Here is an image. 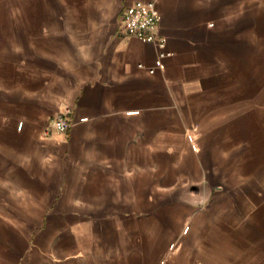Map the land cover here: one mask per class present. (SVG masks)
Instances as JSON below:
<instances>
[{
	"label": "crops",
	"instance_id": "0c3cea01",
	"mask_svg": "<svg viewBox=\"0 0 264 264\" xmlns=\"http://www.w3.org/2000/svg\"><path fill=\"white\" fill-rule=\"evenodd\" d=\"M0 70V264H264V0H0Z\"/></svg>",
	"mask_w": 264,
	"mask_h": 264
},
{
	"label": "built area",
	"instance_id": "2783aa9c",
	"mask_svg": "<svg viewBox=\"0 0 264 264\" xmlns=\"http://www.w3.org/2000/svg\"><path fill=\"white\" fill-rule=\"evenodd\" d=\"M123 23L128 35L135 37L145 43L154 44L163 49L166 41L160 36L161 16L151 6L137 2L129 6L123 14ZM67 114H61L49 121L45 132L51 128L62 133L70 128Z\"/></svg>",
	"mask_w": 264,
	"mask_h": 264
},
{
	"label": "rangeland",
	"instance_id": "374dc122",
	"mask_svg": "<svg viewBox=\"0 0 264 264\" xmlns=\"http://www.w3.org/2000/svg\"><path fill=\"white\" fill-rule=\"evenodd\" d=\"M8 73H10V71H7V70H5V71H1L0 70V75H5V74H8ZM18 88H12V87H2L1 89H0V98H2V97H4V98H10V96L11 95H13V94H15V95H17L19 92H18V90H17ZM4 98H3V100H4ZM3 106V109H5V104H4V102H0V109H1V107ZM59 116V115H58ZM46 125H48V123H46L45 124V126ZM182 153V152H181ZM202 153L204 154V155H202ZM201 153V156H199L200 158H203V159H206V153L205 152H202ZM198 157V155H197V153L195 152V155L194 156H192V155H188L187 156V158H189L190 159V161H193L194 162V160H195V163L193 164V165H191V166H189V167H179V168H177L178 170H179V173H180V175L181 174H189V175H197V171L198 170H200V169H202V168H200L199 166H197L196 164H197V159L199 158ZM203 169H205V168H203ZM167 171H170V168H165L164 167V174H166V172Z\"/></svg>",
	"mask_w": 264,
	"mask_h": 264
}]
</instances>
